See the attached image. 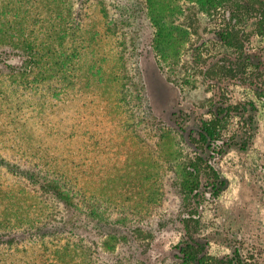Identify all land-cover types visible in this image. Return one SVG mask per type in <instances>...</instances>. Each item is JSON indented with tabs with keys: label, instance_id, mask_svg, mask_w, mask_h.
<instances>
[{
	"label": "trees",
	"instance_id": "16d2710c",
	"mask_svg": "<svg viewBox=\"0 0 264 264\" xmlns=\"http://www.w3.org/2000/svg\"><path fill=\"white\" fill-rule=\"evenodd\" d=\"M188 4L212 16L220 3L146 0L153 25L172 37L165 26L169 30L168 21L175 24L179 41L185 33L175 18H182ZM72 5L67 0H0V127H10L11 134L18 136L24 127L39 144L37 153L21 154L23 161L0 153V264H88L76 244L54 239L83 228L114 229L119 246L130 238L133 214L147 212L158 200V167L153 159L145 162L125 146L105 140L104 146L113 147L112 155L128 154L122 162L116 158L109 164L107 173L102 171L101 158L86 151L102 147V136L136 134L129 103L142 102L143 87L126 90L124 41L119 34L120 23L133 25L136 4L111 3L112 14L102 2L89 13L83 6L75 13ZM222 36L229 47L234 46L229 32ZM99 98L111 110L101 128L93 119L95 112L85 110ZM71 105L74 114L69 112ZM219 110L217 118L203 122L198 139L208 150L222 138L220 117L229 108ZM79 140L84 145L72 149L71 143ZM172 157L179 158L177 149ZM175 166L182 193L193 205L192 215L202 205L204 180L219 196L220 175L202 156L178 160ZM95 168L96 176L89 172ZM101 177L107 181L105 191ZM184 230L189 240L180 248L181 264H234L209 257L193 241L197 229L188 221Z\"/></svg>",
	"mask_w": 264,
	"mask_h": 264
},
{
	"label": "rangeland",
	"instance_id": "374dc122",
	"mask_svg": "<svg viewBox=\"0 0 264 264\" xmlns=\"http://www.w3.org/2000/svg\"><path fill=\"white\" fill-rule=\"evenodd\" d=\"M67 2L73 4L75 13L81 6L89 13L97 2L110 14L111 3L136 4L133 25H119L126 90L130 93L143 87L142 102L129 103L136 134L102 136V147L86 151L101 158L102 171L107 173L109 164L117 159L122 162L128 154L112 155L113 147L104 146L105 140L125 146L145 162L153 159L158 167L159 194L147 212L133 214L130 238L119 246L114 229L83 228L59 235L54 242L76 244L88 264H181L180 248L189 240L184 230L188 221L197 229L193 241L209 257L233 260L234 264H264V0H219L212 16L188 4L182 18H175L185 33L180 41L173 32L176 25L170 21L169 30L167 22L162 25L172 37L153 25L146 0ZM226 32L234 38L233 47L223 39ZM223 108L229 111L220 117L221 141L208 150L198 142L203 122L217 118ZM75 110L74 105L69 107L71 114ZM85 110L95 112L93 119L100 128L111 116L104 98ZM17 124L21 128L20 122ZM0 131L3 156L23 161L24 152L37 153L39 144L28 129L22 127L17 132L20 136L11 134L10 127H0ZM78 143L82 144L81 140L71 143V148ZM175 149L179 158L172 157ZM197 156L218 171L221 192L214 196L204 180L202 205L192 215L193 205L182 193L175 165L178 160ZM91 171L98 175V168ZM99 184L105 191L106 179Z\"/></svg>",
	"mask_w": 264,
	"mask_h": 264
}]
</instances>
